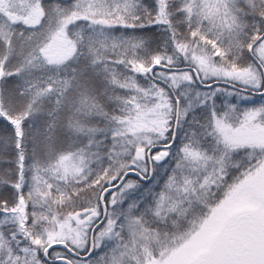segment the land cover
Segmentation results:
<instances>
[{
	"label": "snow or ice",
	"instance_id": "6c2138e0",
	"mask_svg": "<svg viewBox=\"0 0 264 264\" xmlns=\"http://www.w3.org/2000/svg\"><path fill=\"white\" fill-rule=\"evenodd\" d=\"M0 264H264V0H0Z\"/></svg>",
	"mask_w": 264,
	"mask_h": 264
}]
</instances>
